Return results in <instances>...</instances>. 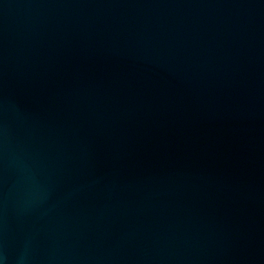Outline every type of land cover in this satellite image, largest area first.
I'll return each mask as SVG.
<instances>
[{
	"label": "water",
	"instance_id": "1",
	"mask_svg": "<svg viewBox=\"0 0 264 264\" xmlns=\"http://www.w3.org/2000/svg\"><path fill=\"white\" fill-rule=\"evenodd\" d=\"M0 264H264V0H0Z\"/></svg>",
	"mask_w": 264,
	"mask_h": 264
}]
</instances>
